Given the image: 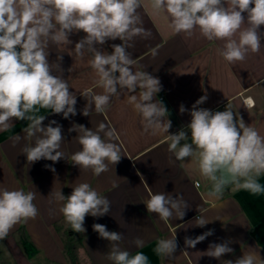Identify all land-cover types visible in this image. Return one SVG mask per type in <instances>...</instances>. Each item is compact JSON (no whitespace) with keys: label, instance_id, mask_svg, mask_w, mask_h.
<instances>
[{"label":"clouds","instance_id":"1","mask_svg":"<svg viewBox=\"0 0 264 264\" xmlns=\"http://www.w3.org/2000/svg\"><path fill=\"white\" fill-rule=\"evenodd\" d=\"M142 6V0H0V132L14 127L13 118L27 122L23 132L35 138L34 145L22 149L29 164L41 159L53 163L65 159V153L60 150L64 141L62 127L55 120L43 126L45 115L39 113L41 109H50L52 113L63 114L65 119L77 114L76 95L69 91L67 80L53 72L55 68L63 73V56L58 55L53 64L47 51L49 43L68 47L73 43L69 37L74 33L85 35L70 53L75 59L91 54L88 63L97 77L96 84L103 89L101 94H89L82 114L89 116L93 105L97 113H103L112 97L125 93L145 133H169L172 124L166 106L158 99L153 102L161 91L160 80L145 71H134L136 61L128 51L135 37L151 35L140 26L138 10ZM150 8L154 16L165 15L168 27L175 34L191 37L198 32L208 41H223V47L217 52L229 64L245 61L249 53H259L264 46V31H261L264 0H150ZM117 39L122 43L112 44L111 53L98 47ZM72 70V67L68 69ZM137 89H140L138 95L131 94ZM206 99L201 96L192 106L191 121L186 128L167 135L168 151L177 161L192 159L200 177L211 185L207 192L209 199L219 200L230 185L254 196L264 195V184L260 183L264 176V135L246 125L228 107L215 112L198 107ZM246 104L248 108L255 106L251 98ZM185 111L181 105L180 112ZM72 131L78 133L76 139L81 149L70 159L80 169L91 170L99 176L108 171L109 164L116 165L121 160L120 147L111 142L115 132L105 124L101 123L96 131L73 124L69 129ZM21 138L20 135L12 137L14 143ZM45 167L55 172L51 165ZM72 189L68 196L61 191L49 195L63 202L59 211L66 224L74 232L84 233L86 216L108 214L111 202L88 183H79ZM35 198L36 193L32 191L0 188V239L6 238L17 224L37 217ZM144 204L148 212L157 214L165 222L174 215L182 220L190 207L182 196L173 198L167 193H150ZM210 222L203 215L195 218L196 227L202 228ZM92 228L100 238L111 242L107 259L112 264H150L143 252L131 254L121 249L122 233L108 231L99 223ZM213 233L210 229L195 238L186 236L184 244L195 248ZM231 242L211 243L203 256L220 260L233 252ZM133 243L139 249L145 242L136 238ZM177 247L176 235H173L157 239L153 251L161 259L172 260ZM221 264H264V259L246 253L235 261L222 260Z\"/></svg>","mask_w":264,"mask_h":264},{"label":"crops","instance_id":"2","mask_svg":"<svg viewBox=\"0 0 264 264\" xmlns=\"http://www.w3.org/2000/svg\"><path fill=\"white\" fill-rule=\"evenodd\" d=\"M142 3L138 10L142 20L140 26L151 35L148 38L135 37L130 42L133 47L128 51L136 61L134 71H145L160 80L161 91L153 102L158 99L167 108L172 124L168 134H176L186 128L191 121L192 106L201 96H206V101L198 107L213 112L224 111L228 107L237 118H242L246 125L255 127L264 135V46L259 53H249L245 61L229 64L217 52L223 47V41H208L198 32L191 37L175 34L168 27L169 20L165 15L152 14L150 0H142ZM261 31H264V26ZM84 35L83 32L70 35L73 43L68 47L49 43L47 49L50 63L54 64L58 55L63 56V73L55 68L53 72L67 80L69 91L77 99V114L67 119L50 109H41L39 113L45 115L43 126L55 120L62 127L64 141L60 150L65 153V159L56 163L41 159L29 164L22 149L34 145L35 138H29L23 132L26 121L13 118L14 127L8 132H0V188L36 193L33 202L39 210L35 219L17 224L6 238L0 239V264H70L62 236L56 228L57 225H67L59 211L63 202L56 201L49 194L61 191L68 196L79 183L90 184L111 202L108 214L86 216V231L81 233L83 240L78 249L80 264H112L107 259L111 242L100 238L93 230L95 223L105 225L108 231L122 233L121 249L131 254L143 252L150 264H221L222 260L235 261L246 253H254L264 259V195L254 196L230 185L222 198L209 199L207 192L211 185L200 177L196 164L191 158L184 161L175 159L168 151L167 133H145L140 117L127 103L125 93L112 97L109 108L103 113H97L93 105L89 116L82 114L90 99L89 94L103 92L96 84L97 77L88 63L91 54L75 59L70 53ZM120 43L119 39L109 40L98 47L111 53V45ZM71 67L73 70L69 72ZM139 91L137 89L131 94L138 95ZM249 98L255 102L252 108L246 104ZM181 105L186 109L184 113L180 112ZM101 123L114 130L115 139L111 142L120 147L121 160L116 165L109 164L108 171L96 176L91 170L72 164L70 157L81 146L76 139L78 133L69 132V129L73 124H82L96 131ZM15 135L22 137L19 142H13ZM101 135L103 137V133ZM45 165L54 167L55 172ZM260 183L264 184V176ZM150 193H167L173 198L182 196L190 207L182 220L174 215L165 222L157 214L147 211L144 203L150 198ZM198 215L212 222L202 228L196 227ZM22 227L29 243L21 242L18 231ZM210 229L214 230L213 235L195 248L185 246L186 236L195 238ZM173 235H176L178 244L175 258L161 259L153 251L156 241ZM136 238L145 242L143 248L135 247L133 241ZM228 240L232 241L229 244L233 248L232 253L225 254L220 260L203 256L209 244ZM26 244L37 250L33 258L26 254ZM5 249L9 252L8 257Z\"/></svg>","mask_w":264,"mask_h":264},{"label":"trees","instance_id":"3","mask_svg":"<svg viewBox=\"0 0 264 264\" xmlns=\"http://www.w3.org/2000/svg\"><path fill=\"white\" fill-rule=\"evenodd\" d=\"M58 232L61 234L63 242H64V251L69 259L70 264H80L79 258H78V249L82 243L83 237L81 233L74 232L69 225L56 226ZM18 234L21 238L22 243H29V238L27 237L25 228L22 227ZM1 262V261H0Z\"/></svg>","mask_w":264,"mask_h":264},{"label":"water","instance_id":"4","mask_svg":"<svg viewBox=\"0 0 264 264\" xmlns=\"http://www.w3.org/2000/svg\"><path fill=\"white\" fill-rule=\"evenodd\" d=\"M25 252L29 258H33L37 254V250L31 244L25 245Z\"/></svg>","mask_w":264,"mask_h":264},{"label":"rangeland","instance_id":"5","mask_svg":"<svg viewBox=\"0 0 264 264\" xmlns=\"http://www.w3.org/2000/svg\"><path fill=\"white\" fill-rule=\"evenodd\" d=\"M5 255L8 257L9 256V252L7 249H5Z\"/></svg>","mask_w":264,"mask_h":264}]
</instances>
